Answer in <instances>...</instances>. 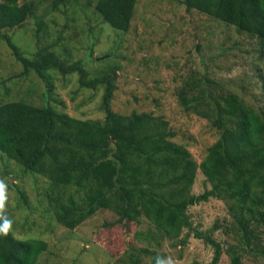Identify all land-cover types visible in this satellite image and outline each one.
I'll use <instances>...</instances> for the list:
<instances>
[{
    "label": "trees",
    "instance_id": "1",
    "mask_svg": "<svg viewBox=\"0 0 264 264\" xmlns=\"http://www.w3.org/2000/svg\"><path fill=\"white\" fill-rule=\"evenodd\" d=\"M138 2L89 4L101 21L126 33ZM67 3L75 19L80 17L83 11L77 0L49 1L48 15L33 27L37 41L49 37L48 28L57 24V16L66 15ZM180 4L187 13L196 11L249 39L264 90V74L258 67L264 58V0H181ZM42 5L43 0H0V39L7 41L23 68L20 75H33L45 83L49 97L54 74L78 71L80 87L92 90L91 95L103 87L99 111L104 115L74 117L61 100H57L59 110L23 99L0 100V179L13 180H6L12 227L7 235H0V264H39L48 248L44 235L56 226L80 231L98 213L112 219L95 226L93 235L110 229L120 238L119 246L110 244V264H142L153 255L150 248H160L165 239L175 248L185 244L189 235L210 246V264H218L223 254L230 264H243L246 255L264 264V103L251 105L224 83L195 69L182 77L174 92L178 106L206 121L217 136L198 162L186 144L176 140L179 132L163 116L111 108L119 65L89 79L80 63L66 64L68 58L63 60L53 51L54 44H40L28 57L10 41L7 32L35 20ZM64 54L70 56L65 50ZM198 174L209 188L195 195L192 188ZM26 178L43 188L36 186L31 194ZM209 199L225 205L228 220L223 232L235 242L227 248L212 237L220 229L216 222L204 234L191 222L189 208ZM18 213L24 215L20 229ZM144 224L149 226L145 232ZM137 241L146 247H136ZM150 259L149 264L160 260Z\"/></svg>",
    "mask_w": 264,
    "mask_h": 264
},
{
    "label": "rangeland",
    "instance_id": "2",
    "mask_svg": "<svg viewBox=\"0 0 264 264\" xmlns=\"http://www.w3.org/2000/svg\"><path fill=\"white\" fill-rule=\"evenodd\" d=\"M49 1L43 0L35 20L16 32H7L10 41L28 57L38 45L54 44L52 50L63 60L68 58L66 64L80 63L89 79L106 75L119 65L111 108L120 113L152 112L163 116L179 132L176 140L184 142L198 162L217 136L206 121L185 114L178 106L174 92L182 77L195 69L224 83L251 105L264 103L263 84L254 65L256 54H253L249 39L196 11L187 13L180 4L181 0H139L126 33L113 30L96 13H92L93 5L89 1L94 0H77V6L83 11L79 13L80 17L75 19L73 9L67 3L63 8L66 15L57 16V24L48 28L52 33L39 42L33 27L36 29L35 21L48 15L46 7ZM86 4L89 6L85 8ZM64 50L70 56L67 57ZM11 52L7 41L0 39V100L23 99L56 110L60 108L57 100H61L65 111L74 117L96 119L104 115L99 111L103 87L101 92L91 95L92 90L80 87L78 71L65 76L56 73L48 97L45 83L33 75H20L23 68ZM258 67L264 74V58ZM23 181L33 195L36 186L38 190L43 188L35 180L26 178ZM208 188L203 176L198 174L192 194H201ZM188 212L194 228L200 233L208 232L216 222L220 229L212 232V237L223 248L235 244L233 237L223 232L228 217L221 201L209 199L190 207ZM17 217L20 229L24 224V215L19 216L18 213ZM110 219L111 215L98 213L80 231L56 226L51 234L43 236L48 248L41 255L39 264H110V244L114 242L119 246L120 238H115L110 229H102L93 235L95 226ZM148 227L144 224L141 230L145 232ZM170 245L171 241L165 239L160 248H150L154 253L144 258L142 264H149L153 257H159L163 264L211 262L212 249L193 235H189L183 245L175 248ZM135 246L146 247L141 241H137ZM229 262L228 256L223 254L218 264ZM243 264L262 263L253 255H246Z\"/></svg>",
    "mask_w": 264,
    "mask_h": 264
},
{
    "label": "clouds",
    "instance_id": "3",
    "mask_svg": "<svg viewBox=\"0 0 264 264\" xmlns=\"http://www.w3.org/2000/svg\"><path fill=\"white\" fill-rule=\"evenodd\" d=\"M8 184L0 179V235H7L12 227V221L7 216ZM157 264H163L159 259Z\"/></svg>",
    "mask_w": 264,
    "mask_h": 264
},
{
    "label": "water",
    "instance_id": "4",
    "mask_svg": "<svg viewBox=\"0 0 264 264\" xmlns=\"http://www.w3.org/2000/svg\"><path fill=\"white\" fill-rule=\"evenodd\" d=\"M4 180H5V181H6V180H10V181H11V179H10V178H6V179H4Z\"/></svg>",
    "mask_w": 264,
    "mask_h": 264
}]
</instances>
